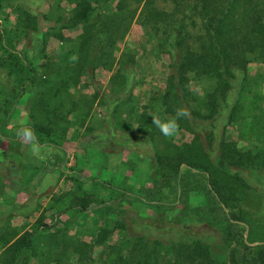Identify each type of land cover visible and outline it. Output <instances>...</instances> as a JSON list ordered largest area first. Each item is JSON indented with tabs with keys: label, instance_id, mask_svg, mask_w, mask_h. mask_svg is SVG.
Segmentation results:
<instances>
[{
	"label": "trees",
	"instance_id": "1",
	"mask_svg": "<svg viewBox=\"0 0 264 264\" xmlns=\"http://www.w3.org/2000/svg\"><path fill=\"white\" fill-rule=\"evenodd\" d=\"M3 1L0 133L15 136L18 130L7 122L22 95L29 92L28 87L37 85L33 92L38 97L29 99L25 111L27 127L35 131L40 145L56 146L66 155L63 144L69 129L83 126L93 116L97 101L98 106L107 108L103 120L108 123L107 135L115 136L118 129L129 136L131 131L151 144L154 157L149 166L157 177L148 198L110 179L91 176L86 180L80 169L71 167L70 178L79 190L71 199L72 211L99 212L91 239L65 234V228L72 226L67 221L64 229L48 232L51 239L43 242L38 252L34 237L52 229L42 221V214L35 231H13L9 237L0 234V264H264V221H257L242 205L249 195H264V109L256 102L264 95H256L254 84L244 75L250 54L264 61V0H71L74 6L67 23L46 27L35 49L46 46L52 31L71 46L67 45L58 58L32 51L29 60L12 42L8 18L1 13ZM133 22L143 28L149 43L143 52L155 59L165 55L169 60L161 93L150 95L152 108H157L151 115L138 112L134 98L141 82L136 71L138 48L120 49ZM66 28L79 29L80 33L73 40L63 38L60 32ZM98 69L111 72L105 85L96 79ZM88 87L92 89L89 94L78 93L79 88ZM122 106L126 108L119 113L124 114L125 123L121 114L116 115ZM181 107L190 111V117L178 121L180 131L191 134V139L179 143L175 137L162 135L153 119L169 120ZM255 110L260 118L250 120ZM231 126L242 139L252 136L249 138L256 144L252 148L239 146V140L229 139L226 132ZM86 129L91 130L89 126ZM16 154L19 156L18 150ZM128 162L131 160L123 161L124 166ZM135 169L129 164L126 170ZM5 176L0 175L1 187H7V180H17L11 169ZM123 176L125 184L127 176ZM160 180L174 183L180 203L189 192L195 193L199 202L187 211L180 209L177 215H164L163 197L157 193ZM89 181L91 186L86 190L84 185ZM98 185L114 194L99 199L92 190ZM128 197L148 199L159 217L121 216L129 214L123 202ZM114 201L119 202L118 210ZM21 205L15 203L8 211L14 212ZM62 206L59 212L64 210ZM3 214L0 211V218ZM77 226L84 230L83 225Z\"/></svg>",
	"mask_w": 264,
	"mask_h": 264
},
{
	"label": "rangeland",
	"instance_id": "2",
	"mask_svg": "<svg viewBox=\"0 0 264 264\" xmlns=\"http://www.w3.org/2000/svg\"><path fill=\"white\" fill-rule=\"evenodd\" d=\"M70 1L71 0L3 1L1 13H3V16H7L8 18L6 24L10 28V35L14 40L12 42L14 45H16L17 51L27 57V60L30 59L32 51H36L35 48L41 43L40 32L46 30V27L56 26L57 24L63 22L67 23L68 14L74 6V4ZM1 23H4V20L0 16V24ZM54 33L55 31L49 33L47 37V43L44 48L37 49L36 52L39 56L46 55L49 57L58 58L61 55L60 52L64 53V51H66V49L71 46L63 40L56 38V36L53 35ZM60 33L63 35V38H71L73 40L77 34L80 33V30L76 28H66L62 29ZM71 43L73 44V42ZM125 46L138 48L139 53L136 57L138 59L136 71L137 77L141 80V82L134 90V98L137 103L138 112L147 111L151 115L153 109L157 108H152L150 95L153 92H158V94L161 93V87L164 86L168 73L169 60L165 55H163L161 59H155L152 54H146L143 52V48H148L149 43L146 41L143 28L136 22L132 23L129 32L124 39V43L120 44L121 51ZM119 55L120 52L118 53L117 57ZM254 56V54L249 55V59L251 60L247 62L244 75L247 77V79L252 81L251 84H254L251 86L254 87L252 89H254L255 94L258 95V92H261V94L264 95V61L256 60ZM40 62L41 61H39V59L35 61V63L39 65V68L41 66ZM110 74L111 72L98 69L96 73V79L100 84L105 85ZM256 78L257 81L254 83ZM35 86L37 85L28 87L29 92L23 94L21 99L17 102L11 115V121L26 122L27 117L25 111L28 107V103L30 101L29 99L38 97V95L36 96V94L33 92ZM0 87L3 88L2 84ZM191 88H195L194 83H191ZM91 91V87H88L87 89H78V93L83 95H87ZM256 102L264 109V96L262 98H256ZM118 108L119 109L116 115L120 111L122 112L126 107L122 106L121 108ZM258 112V110L252 111L253 114L249 115L251 118L250 120L254 119V116L260 118V114ZM105 116L106 115L104 112H98L96 110L94 111V119L91 120L93 122L90 126L91 130H82V126H80L79 129L77 128L78 126L75 127V129H69L66 142L63 144V149L66 151L67 155H63V153H59L58 151L60 157H64L62 162L64 169L70 171L72 170L71 167H75V169H80L82 171L81 176L86 180H89V178L93 175H97L96 177H99V180L101 181L110 179L111 183H114L117 186H131L129 188L131 193L139 194V196L142 197H148V191L150 189L149 187H151L153 180L157 177L153 169H151L149 166V159L154 157L151 144L149 142H145V139L141 140V136L136 135L135 132L131 134V131L129 132V136H124L120 130L115 129V136L111 137L107 135L109 132L106 129L108 123L103 122ZM122 118L123 119L121 122L125 123L126 120L124 117ZM241 122H244V120H241ZM134 125L135 124L133 123L132 127ZM94 127H97V130H93ZM102 133H106L107 137H104ZM226 134L228 135L229 139H236L237 141L239 140V146H248L252 148L256 144L249 138L252 136L242 139L240 137V132H238L235 126L228 129ZM102 137L105 138V141H102ZM261 138L263 139L262 136ZM190 139L191 134L183 131H180V133L174 138L175 142L179 143L182 141H190ZM0 147L1 149L10 150V152L7 151L6 153L10 159L18 157L16 154V143H10V141L7 139L0 137ZM159 147H162L160 142ZM45 150L48 149H42V152H44L42 155L44 156L45 154H49L45 153ZM9 158L7 161L2 160V163H0L2 164L0 165V171L2 172L0 175H8L7 169H9L12 161H10ZM40 160L42 161L44 159L41 158ZM128 160H131V163L128 162L126 163L127 165L124 166L125 163H123V161L127 162ZM65 162L70 164L64 165ZM129 164H134L136 169L133 172L126 170ZM121 169L123 171L125 170V172L123 173ZM184 169L185 168L183 167L182 170ZM124 174L127 176V179H125V184L123 182ZM7 182V187L0 186V211L4 212L0 218V234H5L7 237H9L13 231L21 234L26 230L35 231L36 229H39L38 221L40 216L38 217V212L36 210V204L34 201L25 200L21 205L23 208L20 206L19 209H17L15 206L17 210L13 209L14 212L8 211L9 208H13V204L20 203V195H18V192L21 190L20 187H14V185H12L9 180H7ZM88 184H86V187H88ZM160 185L161 186L157 190V193L163 197V201H160V203L165 205L164 208L166 210H164V215H177L180 212V209L183 208V211H187L188 208H193L199 202V197L195 193L189 192L186 196L188 199L185 198L183 199L184 202L180 203L179 200L176 199V190L172 181L160 180ZM74 187L77 190L75 183L72 184L71 188ZM94 189L95 192L97 191V196L99 199L109 198L108 196L114 194L112 190L109 188H104L102 185L95 186ZM134 199L135 198L128 197L123 201L126 205L124 207H127V212H129V214L121 213V216L125 215V217L130 219L134 217L147 218L148 216L159 217V213L155 212V208L146 202L148 199ZM174 199H176V201ZM173 202L178 204L173 205ZM61 204H66V198L62 200ZM118 204L119 202L114 201L113 206L115 209H117ZM242 205L257 221H264V195L258 198H255L253 195H249L242 202ZM21 209H24L22 214L20 213ZM69 213L70 214H61L62 216L59 218L57 217L55 220L50 218L45 219L47 224L52 225V229L50 228L49 231H42L39 235L34 237L35 249L38 252L42 250L41 246L43 242L51 239V235L48 232L54 233L56 232L54 231L56 229H64L63 226L67 222L66 219L69 217L68 220H70L71 216L75 219L78 218L81 220H77L76 224L83 225L84 230H79L80 226L76 225L74 228V225H72L68 226L69 229L65 228V231L68 232L65 234L76 236L78 238H84L86 240L91 239L92 231L95 226H97L96 221L99 216V212L91 211L88 212V214H78L77 212L71 211ZM42 221H44V219ZM71 221H74V219H71L68 222L70 223ZM76 230L79 232H75Z\"/></svg>",
	"mask_w": 264,
	"mask_h": 264
},
{
	"label": "crops",
	"instance_id": "3",
	"mask_svg": "<svg viewBox=\"0 0 264 264\" xmlns=\"http://www.w3.org/2000/svg\"><path fill=\"white\" fill-rule=\"evenodd\" d=\"M136 60L138 61L137 58ZM96 110L98 112H104L105 115L107 113V108L104 105L98 106L97 101H95L91 112H94ZM123 115L124 114L122 113V117H124ZM93 117H94V113H93V116L91 115L88 117V119L86 120V123L82 126V130H84L86 126L90 127L92 125L93 122L91 120L94 119ZM7 124L12 125L13 128L17 130H20L22 127H27L26 122H15V121H11V119L9 122H7ZM73 128L75 129V127ZM77 128L79 129L80 126H78ZM93 130H97V127H94ZM102 135L104 137H107L106 133H102ZM0 137H2L3 139H7L8 141L9 139L11 140L13 139V141H15L14 143H16L17 145L19 159L12 160L9 158L10 161L12 160L13 162H15L13 163L11 161L12 163L9 169H11L12 173L14 172V174H16L17 176V180L15 181L12 180L11 184L14 185V187H20L21 191L18 192V195H20L19 202L22 204L25 200L34 201L36 204L35 207L38 212V217L43 214L44 222H45V219L47 218L55 220L57 219V217L58 218L61 217L62 216L61 214H66V213L70 214L69 212L72 211V208L70 206L71 199H73V196L75 194L79 193L78 192L79 190H76L75 187L71 188L72 184L75 183V181L73 182V179L70 178L71 171L64 169V166L62 163L64 157L61 158L60 154H58V151L59 153L60 152L63 153L62 150H60V148L56 146L47 145L43 143L41 144L39 154L34 155L32 152L31 144L22 142L17 137L16 134L15 136L13 134L6 136L1 131ZM104 137H102V141H105ZM45 148L48 149V150H45V153H49V154L48 155L45 154L44 156L42 155V153H44L42 152V149H45ZM6 153H7V150L1 149L0 147V154H1L0 163H2V160L4 161L8 160V158H5V156L8 155ZM41 158H43L44 160L41 161L40 160ZM66 164L69 165L70 163L65 162L64 165ZM23 175H24V179H23ZM88 183H86L88 184V187H86V184H85L84 189L86 188L90 189L91 183L90 181ZM92 190L94 191V188ZM64 198H66V204H61ZM60 204L63 205L62 207H65L62 212H59L58 210V207L60 206ZM21 210L24 211V209H21ZM91 211H93V209H88L84 213L88 214V212H91ZM68 219L69 217L66 220L70 221L71 219H74V221H71V224L74 225V228H75V225H78L76 224L77 220H80L78 218L75 219L72 216L70 217V220Z\"/></svg>",
	"mask_w": 264,
	"mask_h": 264
},
{
	"label": "clouds",
	"instance_id": "4",
	"mask_svg": "<svg viewBox=\"0 0 264 264\" xmlns=\"http://www.w3.org/2000/svg\"><path fill=\"white\" fill-rule=\"evenodd\" d=\"M190 111L187 108L176 109L175 116L169 120L162 121L154 117L153 124L160 130L165 137L173 138L180 133V126L178 121L182 118H189ZM17 137L25 143L31 144L33 154L40 152L41 145L35 131L29 127H22L16 133Z\"/></svg>",
	"mask_w": 264,
	"mask_h": 264
}]
</instances>
